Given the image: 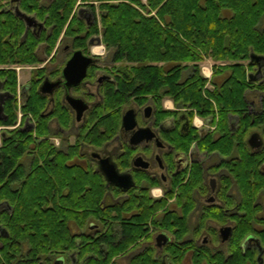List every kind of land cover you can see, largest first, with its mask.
Wrapping results in <instances>:
<instances>
[{
	"label": "trees",
	"instance_id": "16d2710c",
	"mask_svg": "<svg viewBox=\"0 0 264 264\" xmlns=\"http://www.w3.org/2000/svg\"><path fill=\"white\" fill-rule=\"evenodd\" d=\"M95 2L99 3L102 29L97 19L88 25L73 12L76 0H0V80L9 96L4 101L6 118L0 119V125L12 126L18 120L17 74L10 66L39 63V47L44 44L45 55H50L62 34L75 46H88L92 36L101 34L113 61L135 63L120 67V76L126 80L120 81L113 100L122 104L125 94L133 90L136 94L157 93L158 117L165 120L177 114L163 107L164 99L170 98L179 108H188L191 119L195 111L209 118L218 132L217 137L212 133L201 137L195 128L193 134L176 137L180 149L187 150L200 140L203 149H222L228 154L237 143L242 157H249L243 148L247 132L256 124L264 131L263 96L258 105L262 113L254 121L248 113L251 91L264 93V83L249 79V72L254 70L250 54H264V0H83L92 10H96ZM15 5L21 12L34 15L43 28L39 32L27 29ZM205 57L225 63L216 66L209 88L200 69ZM40 82L41 78L31 80L22 106L25 117H34L35 130L14 128L2 133L0 226L7 234L0 230V264H53L61 255L66 257L65 264H116V257L149 233V218L154 211L164 210L171 194L154 206L151 200L143 201L137 215L140 218L133 224L122 217V205L103 207L100 187L92 196L82 194L83 185L89 181L84 172L74 174L61 161H48L55 150L44 139L48 133L43 116L46 99L37 90ZM231 116L240 118L235 133L230 129ZM219 141L225 144L219 145ZM239 165L236 171L240 172L255 166L250 160ZM79 174L82 184L76 191L72 181ZM89 218L98 228L87 229ZM171 219L165 213L155 223L158 230L172 232L179 241L164 248L172 264H184L188 246L182 240L188 229L185 223ZM76 226L85 231L75 234ZM73 252H77L76 262L71 261ZM129 264L163 262L151 247L131 258Z\"/></svg>",
	"mask_w": 264,
	"mask_h": 264
},
{
	"label": "flooded vegetation",
	"instance_id": "af4514ba",
	"mask_svg": "<svg viewBox=\"0 0 264 264\" xmlns=\"http://www.w3.org/2000/svg\"><path fill=\"white\" fill-rule=\"evenodd\" d=\"M94 12L87 5L77 10L88 25L96 20ZM42 28L37 26L34 30L39 32ZM98 38L92 36L88 46H75L72 40H64L68 42L62 50L65 59L58 63L53 61L61 50L62 42L35 73L36 79L41 78L37 90L46 99L43 116L47 121L48 133L44 139L55 150L48 161H61L64 168L74 174L84 172L83 177L89 181L83 185L81 193L89 192L92 196L100 187L104 194L103 207L122 205V217L127 224H133L135 219L140 218L137 215L143 201L151 200V206H154L157 201L168 198V193L171 194L164 210L154 211L149 218V233L123 254L129 257L127 264L135 255L151 247L155 248V255L163 264H172L164 248L169 243L176 245L179 241L172 232L160 230L157 234L155 223L165 213L171 216V222L185 223L188 229L182 240L188 246L184 264H264L263 126L252 125L245 136L244 154L250 158L242 157V148L237 143L228 154L222 149H203L200 140L194 141L187 150L180 149L176 137L193 134L195 128L201 137H207L210 133L217 137L216 125H212L209 118L198 125L196 111L191 119L188 108H179L174 102V108H166L164 104L163 107L176 110L177 114L160 120L157 93L152 95L139 91L136 94L133 90L125 94L124 103H117L112 99V94L119 90L120 81L126 80L120 76V67L135 63L105 60L94 54L91 47L95 41L98 42ZM94 48L99 47L94 46L93 51L100 53ZM76 50H81L92 61L87 65L81 81L68 86L64 69ZM253 64L254 70L249 72L252 73L250 81L264 83V59L261 60V69ZM45 79L58 82V85L51 92L43 93L40 86ZM26 87L27 84L23 89ZM0 91L4 92L2 88ZM251 92L253 97H250L248 113L254 121L262 109L255 108L252 100L258 97L260 101L264 93ZM68 97L74 100L70 101ZM78 99L86 105L80 117L78 114L83 102ZM127 114L128 121L123 124ZM30 119L25 128H20L34 131L36 121L33 116ZM65 120L67 122L64 124ZM239 120L237 116L230 117L233 133L238 130ZM253 136L255 141L251 142ZM218 144L225 143L219 141ZM244 160H250L256 167H246V172L236 171ZM111 167L120 174L130 176L128 187H125L126 183L120 187L108 181L104 169L110 170ZM81 176L79 174L72 181L76 191L82 184L79 182ZM156 191L160 192L155 194ZM86 223L88 230L98 228L90 218ZM76 228L77 235L85 231L78 226ZM159 235L166 236L167 242L164 243V237L159 242ZM70 256L71 261L76 262L77 252ZM45 257L48 259L47 255ZM65 263L66 257L61 255L55 258L53 264Z\"/></svg>",
	"mask_w": 264,
	"mask_h": 264
},
{
	"label": "rangeland",
	"instance_id": "374dc122",
	"mask_svg": "<svg viewBox=\"0 0 264 264\" xmlns=\"http://www.w3.org/2000/svg\"><path fill=\"white\" fill-rule=\"evenodd\" d=\"M7 1V0H6ZM47 0H41V2H46ZM84 4L83 3V0H76V4H75V8H74V11L73 12H77V10H79L80 8H84ZM81 6V7H80ZM95 14H96V19L99 21V28L102 29V25H101V21H100V17H101V11H100V7H99V3L98 2H95ZM154 14V12H152ZM263 25H264V21H263ZM99 38L101 39V42L98 43L95 41L94 45L91 47V51L94 53V54H97L99 56H102L103 58H105V60H110L111 59V53L110 51L107 49L106 45L102 42V35L100 34L99 35ZM69 41V39L67 38H63V34L60 36L59 40L57 41V44L55 46V48L53 49V51L51 52V54L55 51V49L58 47V45L60 43H62L63 41ZM65 44H68V42H63L62 43V46H61V50L57 53V57L53 60V61H56L58 63V61H61L63 59H65V54L62 53V50H63V45ZM94 46H97L99 48H94V50H101L99 51L100 53H96L93 51V47ZM44 47L45 45L42 44L39 49H38V52H39V56L41 57V60L39 63H36V64H24V65H13V66H10V68H14L16 70V74H17V84L19 86V88L17 89V94H16V97H17V110H18V120L17 122L12 125V126H4V125H0V143H1V138H2V133L6 130H12L14 128H20V126L22 128H25V126L27 125V123L31 120L30 119V115L28 116H24V112L22 111V106L24 105L25 103V100L26 98H28L29 96V92H30V87H31V80L36 76L35 73L37 74V70H38V67L39 66H43L44 65V61L49 59L46 57H49L51 56L48 55L46 56L45 53H44ZM123 62H126V61H123ZM225 64L222 60H219V61H214L212 58L210 57H205L201 62H200V69H201V73H202V68L203 67H206L208 68V72L211 71V74L209 77H205L203 74V76L206 78L207 80V84L206 86L209 88L211 86V83L213 82V79L215 78V69H216V66L218 65H223ZM207 72V73H208ZM34 75V76H33ZM33 76V77H32ZM32 77V78H31ZM27 84V87L25 89H23L24 85ZM166 100H168V104H173V107L172 105L168 106V105H165V102ZM172 101V102H171ZM251 101V100H250ZM253 104H254V107L255 108H258V105H259V98H255V100L253 101ZM163 104L166 108H174V103H173V100L170 99V98H165L164 101H163ZM252 104V103H251ZM196 119H200L203 123L205 121L204 118L200 117L199 115H197ZM204 128H207L204 126ZM160 191H156L155 194L159 193ZM162 195V194H161ZM161 231L157 229V234L160 233ZM159 252H162V250H158ZM116 264H127L128 261H129V257H124L123 255H120L118 257H116ZM64 262V261H63Z\"/></svg>",
	"mask_w": 264,
	"mask_h": 264
},
{
	"label": "water",
	"instance_id": "95a60500",
	"mask_svg": "<svg viewBox=\"0 0 264 264\" xmlns=\"http://www.w3.org/2000/svg\"><path fill=\"white\" fill-rule=\"evenodd\" d=\"M15 12L18 16H20L21 18H23L25 20L26 25H27V29L30 27L35 28V27L39 26V28H40L43 26V23H40L34 15H28V14L21 12L17 6L15 7ZM26 35H27V31L25 32L22 41H24ZM97 41H98V43H100L101 39L98 38ZM262 59H264V54H256L254 52H252L250 54V62L255 63L257 65L258 69H261V60ZM91 61H92L91 57L85 56L81 50H76L73 53V55L71 56V58L68 60L67 65L64 69V76L67 78L66 84L68 86L78 84L81 81V79L85 76L86 67ZM74 70H76V71L73 73ZM249 76L252 80V73H250ZM57 85H58V82H52V81H49L48 79H45L40 86V91L43 93H45L47 91L51 92L52 89L54 87H56ZM1 88H2V82L0 80V90H1ZM6 96H8L7 93L0 91V119L1 120H4L6 118L5 113H4V105H3L4 98ZM68 99L70 101L74 100V99H71L70 97H68ZM79 102L82 103L83 101L79 100ZM85 108H86V105L83 102V105L80 108L81 110L79 111L78 117H80V115L82 114L81 111H83ZM128 116H129L128 114L124 116L123 124L127 123ZM250 141L251 142L255 141V136H253L250 139ZM104 172L106 174L108 181H111L112 183H114L120 187H124L123 185H125L124 183H126L125 187H128V185H129L128 183H130V179H131L130 176H128L126 174H120L118 171H116V169L114 167H111L110 170L104 169ZM124 189H126V188H124ZM0 230H1L2 234H7L6 230L4 228H2L1 226H0ZM163 237L165 238L164 243L167 242V237L164 235H159L157 237V240L160 242ZM162 244L163 243H160V245H162Z\"/></svg>",
	"mask_w": 264,
	"mask_h": 264
},
{
	"label": "built area",
	"instance_id": "2783aa9c",
	"mask_svg": "<svg viewBox=\"0 0 264 264\" xmlns=\"http://www.w3.org/2000/svg\"><path fill=\"white\" fill-rule=\"evenodd\" d=\"M208 71H209L208 68H206V67H203V68H202V74H203L205 77H209V76H210L211 71H210V72H208ZM207 72H208V73H207ZM196 121H197L198 125H199V124H202V121H201L200 119H196Z\"/></svg>",
	"mask_w": 264,
	"mask_h": 264
},
{
	"label": "crops",
	"instance_id": "0c3cea01",
	"mask_svg": "<svg viewBox=\"0 0 264 264\" xmlns=\"http://www.w3.org/2000/svg\"><path fill=\"white\" fill-rule=\"evenodd\" d=\"M12 1H16V0H12ZM167 101H168V100H166L165 105H168V106L172 105V106H173V104H168ZM171 102H172V101H171Z\"/></svg>",
	"mask_w": 264,
	"mask_h": 264
},
{
	"label": "bare ground",
	"instance_id": "6f19581e",
	"mask_svg": "<svg viewBox=\"0 0 264 264\" xmlns=\"http://www.w3.org/2000/svg\"><path fill=\"white\" fill-rule=\"evenodd\" d=\"M96 51H98V52H99V51H101V50H96Z\"/></svg>",
	"mask_w": 264,
	"mask_h": 264
}]
</instances>
